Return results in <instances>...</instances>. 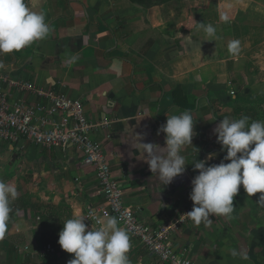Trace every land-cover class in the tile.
<instances>
[{"label": "crops", "instance_id": "crops-1", "mask_svg": "<svg viewBox=\"0 0 264 264\" xmlns=\"http://www.w3.org/2000/svg\"><path fill=\"white\" fill-rule=\"evenodd\" d=\"M25 3L44 13L50 32L19 51L0 54V77L65 93L84 104L92 121L110 120L93 137L103 146L124 203L152 227L193 205L195 160L211 156L207 164H219L226 155L213 132L223 118L264 120V0ZM201 22L215 27V37L198 28ZM231 40L240 41L236 54L228 50ZM14 97L36 101L29 93ZM185 109L194 118L192 145L181 152L188 164L171 184L162 185L132 139L143 136L140 142L163 146L165 136L158 129L168 112ZM0 179L18 193L0 238V264H43L47 245L55 255L50 264H67L74 254L58 244L63 220L105 204L81 152L71 144L45 148L0 140ZM260 195L248 196L240 186L230 218L212 214L199 225L191 221L169 242L195 264H264ZM130 243V264H167L131 236Z\"/></svg>", "mask_w": 264, "mask_h": 264}, {"label": "clouds", "instance_id": "clouds-1", "mask_svg": "<svg viewBox=\"0 0 264 264\" xmlns=\"http://www.w3.org/2000/svg\"><path fill=\"white\" fill-rule=\"evenodd\" d=\"M221 19L227 22L228 17ZM198 28L210 38L216 35L211 24L201 22ZM49 32L44 13L32 11L25 0H0V54L19 51L45 39ZM239 47V40L228 43L231 54H236ZM193 128V115L185 109L179 114L168 112L166 123L158 129V134L165 136L163 146L142 143L143 136L133 137L132 146L159 184L169 185L184 173L188 163L181 152L184 146L192 145ZM213 132L226 155L219 164L208 165L211 156L192 163L198 174L191 181L189 194L193 207L184 216L197 225L207 222L212 214L230 218L240 186L248 196L261 193L257 202H264V120H251L248 116L225 117ZM17 195L13 185L0 179V238L7 231L10 205ZM85 219L86 216L77 210L71 218L63 220L58 244L65 252L74 254L67 264H130L127 255L131 249L130 235L126 228L118 226V218L108 216L101 226L91 228ZM233 255H237L234 250Z\"/></svg>", "mask_w": 264, "mask_h": 264}, {"label": "built area", "instance_id": "built-area-1", "mask_svg": "<svg viewBox=\"0 0 264 264\" xmlns=\"http://www.w3.org/2000/svg\"><path fill=\"white\" fill-rule=\"evenodd\" d=\"M16 93H29L35 102L14 97ZM45 101L46 103H44ZM110 120L92 121L84 104L65 93L55 92L33 82L14 77H0V140L28 141L39 147H59L71 144L81 152L84 166L92 167L105 204L90 206L85 213V223L99 227L108 216L118 218V225L144 245L148 251L167 264H195L183 249L171 244L169 236L191 222L184 216L193 205L184 208L160 226L152 227L139 220L123 199V191L112 176L109 160L101 143L93 137L95 129L109 125ZM47 245L44 252H52Z\"/></svg>", "mask_w": 264, "mask_h": 264}, {"label": "trees", "instance_id": "trees-1", "mask_svg": "<svg viewBox=\"0 0 264 264\" xmlns=\"http://www.w3.org/2000/svg\"><path fill=\"white\" fill-rule=\"evenodd\" d=\"M54 256L51 252H44L42 256L43 264H50Z\"/></svg>", "mask_w": 264, "mask_h": 264}]
</instances>
